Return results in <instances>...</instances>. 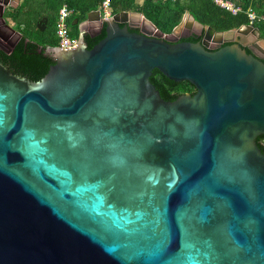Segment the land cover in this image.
<instances>
[{
  "label": "water",
  "instance_id": "95a60500",
  "mask_svg": "<svg viewBox=\"0 0 264 264\" xmlns=\"http://www.w3.org/2000/svg\"><path fill=\"white\" fill-rule=\"evenodd\" d=\"M20 1L0 2L3 23ZM122 13H90L100 32L48 49L38 82L0 60V264H264L260 30L186 12L164 34ZM187 18L200 30L181 36ZM14 32L0 20L7 54ZM155 70L196 93L164 100Z\"/></svg>",
  "mask_w": 264,
  "mask_h": 264
},
{
  "label": "trees",
  "instance_id": "16d2710c",
  "mask_svg": "<svg viewBox=\"0 0 264 264\" xmlns=\"http://www.w3.org/2000/svg\"><path fill=\"white\" fill-rule=\"evenodd\" d=\"M242 8L238 15L218 7L212 0H113L114 14L131 12L144 15L157 29L164 34H171L181 23L186 12H189L196 22L205 27H212L216 32H228L250 25L248 10L264 16V0H229ZM70 9L72 35H78L79 24L85 22L90 13L100 9L102 0H65ZM62 0H21L18 9L5 11L4 19H10L21 33L12 53L0 50L1 62L13 73L27 77L33 82L40 81L54 65V60L47 53L50 48H58L56 36V20ZM47 18V28L41 31L38 24ZM253 26L261 32L264 40V23L256 22ZM105 30L95 37H86L89 48H93L105 37ZM201 37H192L187 42H200ZM228 44H225L227 46ZM249 52V51H248ZM150 81L166 101H175L182 95H194L196 89L188 82L175 83L155 70ZM259 148L264 153V136L257 139Z\"/></svg>",
  "mask_w": 264,
  "mask_h": 264
},
{
  "label": "built area",
  "instance_id": "2783aa9c",
  "mask_svg": "<svg viewBox=\"0 0 264 264\" xmlns=\"http://www.w3.org/2000/svg\"><path fill=\"white\" fill-rule=\"evenodd\" d=\"M63 4L58 11L56 20V36L59 41V48L64 51H72L78 47L79 38L72 35L71 29V16L73 10L70 9L69 5L62 0ZM176 1V0H175ZM218 7L231 13L232 15H238L243 12L242 8L236 6L229 0H212ZM113 0H102L100 9L101 17L104 21L111 20L113 18L114 11L112 8ZM248 19L250 20V25L253 23L263 22L264 16L257 15L253 10L247 11Z\"/></svg>",
  "mask_w": 264,
  "mask_h": 264
},
{
  "label": "crops",
  "instance_id": "0c3cea01",
  "mask_svg": "<svg viewBox=\"0 0 264 264\" xmlns=\"http://www.w3.org/2000/svg\"><path fill=\"white\" fill-rule=\"evenodd\" d=\"M20 5H21V1H20ZM8 10H10V9H8ZM5 11H7V10H5ZM118 15L121 17V19H123V20L125 19V16L123 13H118ZM128 19L136 27L146 28L147 30L154 31V28L152 25L153 23L149 22V20H147L145 17L138 15V13L130 14L128 16ZM44 20L47 21V18H45ZM44 20H42V21H44ZM3 26L12 32L14 30L15 31L14 33H16V34L17 33L21 34L20 31L18 30V28L16 27V25L10 19H5V23ZM194 26H195L194 23H188V24H186V26L184 28L181 29L180 32L182 33V32L187 31V30H192V28ZM46 28H47V23H46L44 31L46 30ZM100 29H101V21L99 20L98 16L93 15L89 21L86 20L85 22L79 24L77 37L79 38V36L82 34L96 35L100 32ZM244 31H247V30H244ZM236 36H238V35H236ZM244 37H246L248 39H250L249 37H251V39L255 38L251 33L245 35ZM228 38H234V35H229ZM50 49H52V48H50Z\"/></svg>",
  "mask_w": 264,
  "mask_h": 264
},
{
  "label": "flooded vegetation",
  "instance_id": "af4514ba",
  "mask_svg": "<svg viewBox=\"0 0 264 264\" xmlns=\"http://www.w3.org/2000/svg\"><path fill=\"white\" fill-rule=\"evenodd\" d=\"M4 0H0V2H3ZM192 34V32H190V31H184V32H182V33H180V35L181 36H189V35H191ZM0 35H2L3 36V34H0ZM6 37V36H5ZM192 37H194V36H190V38H192ZM8 38V40L10 41V42H12L13 40H15L16 39V36H14V35H11V36H8L7 37ZM201 40H203V36H201ZM200 40V41H201ZM183 41H186V40H184V39H180L179 38V42H183ZM8 45H9V43H8ZM229 45V44H228ZM223 46H225V45H223ZM213 47V46H212ZM247 51H248V49H247ZM196 93V92H195Z\"/></svg>",
  "mask_w": 264,
  "mask_h": 264
},
{
  "label": "rangeland",
  "instance_id": "374dc122",
  "mask_svg": "<svg viewBox=\"0 0 264 264\" xmlns=\"http://www.w3.org/2000/svg\"><path fill=\"white\" fill-rule=\"evenodd\" d=\"M8 9H11V8H7L6 10H8ZM0 20H1V23L4 25L2 18H0ZM186 24H187V22L184 24V26H183L182 28H184V27L186 26ZM182 28H181V29H182ZM192 29H193V30H196V31L200 30V28H199L198 26H196V25H195ZM187 31L192 32L191 30H187ZM254 40L257 41L256 38H255ZM257 42H258V41H257Z\"/></svg>",
  "mask_w": 264,
  "mask_h": 264
},
{
  "label": "bare ground",
  "instance_id": "6f19581e",
  "mask_svg": "<svg viewBox=\"0 0 264 264\" xmlns=\"http://www.w3.org/2000/svg\"><path fill=\"white\" fill-rule=\"evenodd\" d=\"M186 22H188V23H193V21H192L191 18H187L186 21H185V23H186ZM188 23H187V24H188Z\"/></svg>",
  "mask_w": 264,
  "mask_h": 264
}]
</instances>
